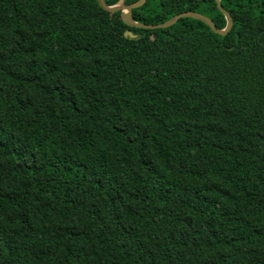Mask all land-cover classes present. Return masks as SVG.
<instances>
[{"label": "trees", "instance_id": "1", "mask_svg": "<svg viewBox=\"0 0 264 264\" xmlns=\"http://www.w3.org/2000/svg\"><path fill=\"white\" fill-rule=\"evenodd\" d=\"M220 6L0 0V264H264V0Z\"/></svg>", "mask_w": 264, "mask_h": 264}, {"label": "water", "instance_id": "2", "mask_svg": "<svg viewBox=\"0 0 264 264\" xmlns=\"http://www.w3.org/2000/svg\"><path fill=\"white\" fill-rule=\"evenodd\" d=\"M146 1L147 0H140L137 4L134 3V4L126 5V4H124V0H120V2L115 4V5L107 6L105 4L104 0H97L99 6L103 10H105L109 13H114V12L120 11V17L122 19V22L126 26L132 27L135 29L147 30V31L167 29V28L173 26L180 19H193V20L199 21V22L203 23L205 26H207L214 34H216L218 36H226L232 28V20H231L230 16L221 8L220 0H215V4H216V8L224 16L225 21H226V27L222 31L217 30L215 28L214 24L208 18H206L200 14L192 13V12L182 13V14H179L177 16H174L173 18H171L167 22L160 24V25H143V24L133 22L131 19V11L133 9H138V8L142 7L146 3ZM124 36L126 38L132 37L130 33H126V34H124Z\"/></svg>", "mask_w": 264, "mask_h": 264}]
</instances>
